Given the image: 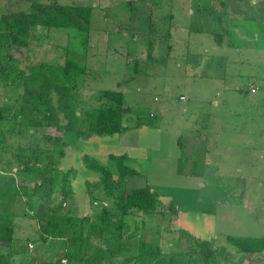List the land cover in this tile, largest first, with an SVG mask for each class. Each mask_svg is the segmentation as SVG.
I'll return each mask as SVG.
<instances>
[{
  "label": "rangeland",
  "instance_id": "374dc122",
  "mask_svg": "<svg viewBox=\"0 0 264 264\" xmlns=\"http://www.w3.org/2000/svg\"><path fill=\"white\" fill-rule=\"evenodd\" d=\"M35 1L90 6L92 27L87 46L51 27L0 47V220L16 224L0 264H264L227 239L264 237V0H0V17ZM104 89L123 91L126 130L58 128L65 102L77 126L111 105ZM146 185L161 211L112 231Z\"/></svg>",
  "mask_w": 264,
  "mask_h": 264
},
{
  "label": "trees",
  "instance_id": "16d2710c",
  "mask_svg": "<svg viewBox=\"0 0 264 264\" xmlns=\"http://www.w3.org/2000/svg\"><path fill=\"white\" fill-rule=\"evenodd\" d=\"M92 7L82 4H61L57 1L54 2H39L35 1L32 4L29 13L24 14H2L0 17V47L11 46H29L30 40L33 34V30L45 29V28H68L75 29L78 32V39L83 45H88L89 34L91 31L92 22ZM81 70L78 64L72 59L67 61L64 68V73L67 79L71 82H76ZM101 96L111 101L112 104L101 103L96 107L87 108L83 115V124L78 125L80 115L76 113L73 117L70 116V103L65 102L60 107L63 110L65 117L67 118V126H58L61 130L76 128L81 136H90L92 134H114L121 133L128 128L123 123V105L125 104L124 93L121 90L104 89L101 92ZM48 118V117H47ZM51 118H55V114L51 115ZM47 126L50 127L52 122L48 120ZM65 125V124H64ZM68 130V131H69ZM62 141L61 136L56 138ZM66 144V142H62ZM62 150V149H61ZM48 165L53 167L55 164L53 160H49ZM39 166V160L35 159L32 167L27 165L22 172H31L35 167ZM20 170V169H19ZM52 184V183H51ZM15 190L19 193H27V187L18 186ZM67 193L63 191L62 196L66 198ZM161 199L158 191L151 186L146 185L137 187L123 192L120 195V201L117 207L120 209V216L116 217L108 224L111 226V230H122L126 223V217L128 215H135L142 213V216L147 213H156L161 211L159 206ZM104 218L106 214L104 212ZM58 215L53 213L49 220L48 225L51 224L52 230L47 231V234H51L55 227L58 225ZM82 220V217L79 219ZM15 227L14 221L0 220V241L11 245L15 241ZM103 229V226L101 227ZM228 241L237 247L240 251L245 253H263L264 252V237H252V236H234L228 235ZM47 257L48 254H43Z\"/></svg>",
  "mask_w": 264,
  "mask_h": 264
},
{
  "label": "built area",
  "instance_id": "2783aa9c",
  "mask_svg": "<svg viewBox=\"0 0 264 264\" xmlns=\"http://www.w3.org/2000/svg\"><path fill=\"white\" fill-rule=\"evenodd\" d=\"M252 91H256L255 87L252 89Z\"/></svg>",
  "mask_w": 264,
  "mask_h": 264
},
{
  "label": "crops",
  "instance_id": "0c3cea01",
  "mask_svg": "<svg viewBox=\"0 0 264 264\" xmlns=\"http://www.w3.org/2000/svg\"><path fill=\"white\" fill-rule=\"evenodd\" d=\"M1 242V241H0ZM3 243V242H2ZM248 254H251V253H248Z\"/></svg>",
  "mask_w": 264,
  "mask_h": 264
}]
</instances>
